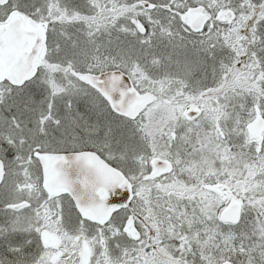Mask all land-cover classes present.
<instances>
[{"label":"snow or ice","instance_id":"1","mask_svg":"<svg viewBox=\"0 0 264 264\" xmlns=\"http://www.w3.org/2000/svg\"><path fill=\"white\" fill-rule=\"evenodd\" d=\"M0 264H264V0H0Z\"/></svg>","mask_w":264,"mask_h":264}]
</instances>
